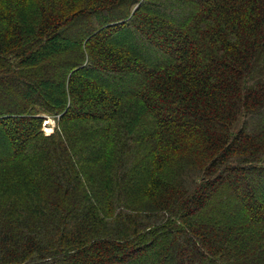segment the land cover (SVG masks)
<instances>
[{
  "label": "trees",
  "instance_id": "trees-1",
  "mask_svg": "<svg viewBox=\"0 0 264 264\" xmlns=\"http://www.w3.org/2000/svg\"><path fill=\"white\" fill-rule=\"evenodd\" d=\"M0 264H264V0H0Z\"/></svg>",
  "mask_w": 264,
  "mask_h": 264
},
{
  "label": "rangeland",
  "instance_id": "rangeland-1",
  "mask_svg": "<svg viewBox=\"0 0 264 264\" xmlns=\"http://www.w3.org/2000/svg\"><path fill=\"white\" fill-rule=\"evenodd\" d=\"M47 121H49L50 123L44 127L46 134L51 133L54 130L55 118L49 117Z\"/></svg>",
  "mask_w": 264,
  "mask_h": 264
},
{
  "label": "water",
  "instance_id": "water-1",
  "mask_svg": "<svg viewBox=\"0 0 264 264\" xmlns=\"http://www.w3.org/2000/svg\"><path fill=\"white\" fill-rule=\"evenodd\" d=\"M49 123H50L49 121H46L45 126H47Z\"/></svg>",
  "mask_w": 264,
  "mask_h": 264
}]
</instances>
